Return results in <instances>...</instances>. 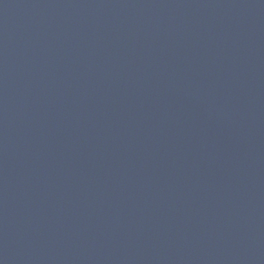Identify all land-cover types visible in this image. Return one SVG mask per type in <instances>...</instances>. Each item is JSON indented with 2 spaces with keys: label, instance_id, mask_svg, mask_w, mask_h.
<instances>
[{
  "label": "water",
  "instance_id": "1",
  "mask_svg": "<svg viewBox=\"0 0 264 264\" xmlns=\"http://www.w3.org/2000/svg\"><path fill=\"white\" fill-rule=\"evenodd\" d=\"M0 264H264V0H0Z\"/></svg>",
  "mask_w": 264,
  "mask_h": 264
}]
</instances>
